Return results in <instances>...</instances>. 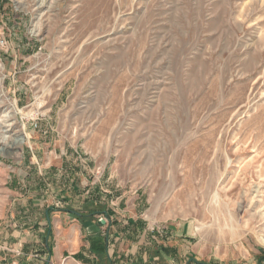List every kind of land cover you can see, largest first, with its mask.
<instances>
[{
  "label": "rangeland",
  "instance_id": "374dc122",
  "mask_svg": "<svg viewBox=\"0 0 264 264\" xmlns=\"http://www.w3.org/2000/svg\"><path fill=\"white\" fill-rule=\"evenodd\" d=\"M0 30V263L38 209L70 253L94 182L188 264H264V0H0Z\"/></svg>",
  "mask_w": 264,
  "mask_h": 264
},
{
  "label": "crops",
  "instance_id": "0c3cea01",
  "mask_svg": "<svg viewBox=\"0 0 264 264\" xmlns=\"http://www.w3.org/2000/svg\"><path fill=\"white\" fill-rule=\"evenodd\" d=\"M89 185L80 196V210L84 217L75 218L76 225L69 230L61 227L66 231L64 237H67L69 242L65 243V247L70 248V253H64L61 248L53 251L51 249L50 253L46 251L47 257L33 253L35 248L41 246L42 241L46 244L52 239L48 214H40L38 209L37 216L43 215L41 219L36 218L34 214L33 221L29 219L9 236L15 237L17 244L9 246L10 249L3 248L14 254L12 257L15 258V263L12 264H188L190 260L185 254L169 248L168 242L163 240L158 231H154L144 219L134 214L140 210L138 198L133 199V206L121 209L117 204L119 197L115 198V201H107L105 191L94 182ZM28 194L25 193L26 197L20 207L23 214L30 218L31 215L26 213L28 207L41 208L42 204L40 201L36 204V200H30ZM54 211L60 210L54 208ZM95 212H101L100 216L95 215ZM101 217L105 221L104 225L98 223ZM59 221L61 224H67L60 217ZM77 254L82 256L84 263L73 258ZM2 255L6 254L3 252ZM2 260L4 263L0 264H9L5 258ZM191 261L190 264H202Z\"/></svg>",
  "mask_w": 264,
  "mask_h": 264
},
{
  "label": "bare ground",
  "instance_id": "6f19581e",
  "mask_svg": "<svg viewBox=\"0 0 264 264\" xmlns=\"http://www.w3.org/2000/svg\"><path fill=\"white\" fill-rule=\"evenodd\" d=\"M35 30V29H34ZM35 31H33L32 33L34 34ZM7 113V112H6ZM8 117V113L4 116V117ZM7 137H2V140H6ZM23 143V136L22 135H18L12 138V143H11V148L12 147H19L20 145H22ZM0 151H4L3 148L0 149ZM1 153V152H0ZM258 236V235H257ZM262 241L264 242V240L262 239Z\"/></svg>",
  "mask_w": 264,
  "mask_h": 264
},
{
  "label": "built area",
  "instance_id": "2783aa9c",
  "mask_svg": "<svg viewBox=\"0 0 264 264\" xmlns=\"http://www.w3.org/2000/svg\"><path fill=\"white\" fill-rule=\"evenodd\" d=\"M10 2H15V3H17V2H19V1H21V0H9ZM6 46H7V42H6V39H5V37H4V34H3V32L0 30V52L2 51V50H4L5 48H6ZM32 126L34 127V129H36L37 128V124H32Z\"/></svg>",
  "mask_w": 264,
  "mask_h": 264
},
{
  "label": "trees",
  "instance_id": "16d2710c",
  "mask_svg": "<svg viewBox=\"0 0 264 264\" xmlns=\"http://www.w3.org/2000/svg\"><path fill=\"white\" fill-rule=\"evenodd\" d=\"M45 245H46V251H47L48 253H50L51 248H50L49 243H46ZM73 258H74L75 260H77V261H79V260H83V259H82V256H81L80 254H77V255L73 256Z\"/></svg>",
  "mask_w": 264,
  "mask_h": 264
},
{
  "label": "water",
  "instance_id": "95a60500",
  "mask_svg": "<svg viewBox=\"0 0 264 264\" xmlns=\"http://www.w3.org/2000/svg\"><path fill=\"white\" fill-rule=\"evenodd\" d=\"M98 223H99L100 225H104V224H105V221H104V220H100Z\"/></svg>",
  "mask_w": 264,
  "mask_h": 264
}]
</instances>
